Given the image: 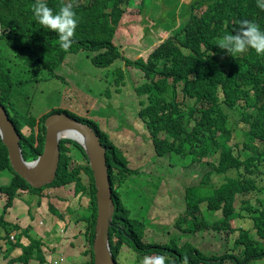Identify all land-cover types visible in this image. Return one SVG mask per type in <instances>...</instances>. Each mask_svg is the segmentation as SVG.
Segmentation results:
<instances>
[{"label":"trees","instance_id":"obj_1","mask_svg":"<svg viewBox=\"0 0 264 264\" xmlns=\"http://www.w3.org/2000/svg\"><path fill=\"white\" fill-rule=\"evenodd\" d=\"M45 2L54 11L61 3H73L78 24L67 51L60 47L56 33L35 22L31 9L35 0H0V104L19 133L25 160L32 161L42 152L45 119L64 112L89 124L106 148L115 202L109 229L115 259L124 245L147 258L163 255L164 264H182L184 255L188 264H225L226 259L248 264L264 258V200L257 198L264 195V55L249 48L234 58L215 45L243 19L256 22L264 31V9L257 6V0H156L151 9L145 0ZM172 6L177 18L181 17V27L166 33L161 26H168L165 18L169 13H165ZM123 66L141 71L143 79L134 91L145 100H140L138 117L148 130L154 154L168 155L170 166L187 168L204 163L209 168L199 184L185 187V205L174 227L188 234L212 231L220 240L222 233H236L230 249L240 250L242 257L226 253L207 256L190 242L178 245L172 238L165 243L143 241L145 219L141 213L132 216L118 194L119 187L137 172L128 167L127 157L89 117L99 100L111 97L115 86L119 92L126 73ZM49 82L60 83L61 91L51 88ZM87 83L91 84L90 93L79 89ZM237 136L241 139L228 144ZM59 150L55 178L43 188H33L11 168L0 138V171L12 176L7 184H0V193L8 195L4 210L19 190L36 194L54 187L66 204L59 209L50 205L51 210L63 217L66 209L74 222H86L90 259L85 264H93L97 203L92 170L78 142L62 139ZM82 159L86 164L77 162ZM82 170L89 179L87 187L81 181ZM68 184H73L70 195L62 193ZM206 185L210 190L203 192ZM86 189L90 206L75 215L67 201ZM244 210L261 241L253 240L248 229L232 227L230 221L242 217ZM217 211L220 214L209 222V212ZM0 228L4 229L0 239L4 238L7 247L4 257L17 247L21 249V254L6 264H29L31 260L46 264L39 240L31 239L26 231L28 246L21 243L22 233L10 239L9 233L17 226L6 221L4 213L0 214Z\"/></svg>","mask_w":264,"mask_h":264},{"label":"rangeland","instance_id":"obj_2","mask_svg":"<svg viewBox=\"0 0 264 264\" xmlns=\"http://www.w3.org/2000/svg\"><path fill=\"white\" fill-rule=\"evenodd\" d=\"M150 1L152 2V0H145L147 9H151L156 0L152 3ZM138 3L137 1L136 4ZM167 13L169 14L165 20L168 26L162 25L161 30L166 33H173L176 29H180L182 20L181 17L177 18L176 9L173 6L165 14ZM146 15L151 21H156L149 12ZM172 17H174V21ZM150 35L153 36L152 33ZM1 50L4 55H7L4 45H1ZM123 68L126 73L124 84L119 86V92L116 91L115 86L111 92V97L99 100L94 105L89 117L98 122L101 129L109 135L113 143L127 157L128 167L137 172L136 175L129 176L125 183L119 187L118 194L132 216L141 213L145 219L146 227L143 241L165 243L172 238L178 245L190 242L207 256L226 253L242 257L240 250L230 249L237 238L236 233L230 232L229 235L222 233L223 239L220 240V237L214 238L212 231L188 234L174 227V221L184 208L185 187L199 184L209 168L204 163H194L187 168L179 165L170 166L168 155L158 157L154 154L153 143L148 130L138 117L141 98L134 89L140 85L139 83L143 79L141 78V71L127 66H123ZM48 85L60 91L62 89V85L58 82H49ZM43 88L44 85L41 86V90ZM79 89L90 93L91 84L80 85ZM27 133L28 131H25V134ZM238 139H241V136L235 137L228 144L233 145L234 141ZM236 149L237 147H234V150ZM77 162L86 164L85 159ZM227 174L232 176L233 172ZM11 177L8 171H0V184H7ZM80 177L83 185L87 187L89 179L84 170L80 172ZM72 188L73 184H68L61 192L70 195L69 190ZM209 190V185L202 188L203 192ZM58 194V190L53 187L45 189L40 194L19 190L12 205L4 210L8 195L0 193V214L4 213L6 221L16 224L17 228L9 233L10 236L14 235V239H16V234L22 233L21 243L28 246L30 243L29 238H26V233H28L31 239L40 241L39 248L45 257L46 264H85L90 259V255L87 253L88 241L84 234L85 222H74L66 209L62 211V218L51 212L49 205L59 209L66 204L59 196L57 197ZM254 198L251 200L252 203ZM257 198L264 200V195L258 194ZM67 203L69 209H72L75 215H79L90 206L89 192L86 189L85 192L70 197ZM235 203L236 208L239 209L238 201L236 200ZM203 205H201L202 209H204ZM256 206L259 204L257 203ZM210 214L207 216L209 222L214 221L215 216L220 213L217 215ZM241 214L242 217L230 221L232 227L247 228L250 230V237L253 240L261 241L252 227L251 220L247 219L249 218L247 211L244 210ZM40 221L42 224H39ZM3 235L4 229L0 228V236ZM6 249L4 238H2L0 239V264H5L11 258L21 254L20 247H17L5 258ZM120 251L115 259L118 264H144L146 257L136 255L130 246L124 245ZM252 261L248 264H264V258ZM224 262L225 264H235L232 259H226ZM12 264H19V262ZM29 264L39 263L38 260H31Z\"/></svg>","mask_w":264,"mask_h":264},{"label":"water","instance_id":"obj_3","mask_svg":"<svg viewBox=\"0 0 264 264\" xmlns=\"http://www.w3.org/2000/svg\"><path fill=\"white\" fill-rule=\"evenodd\" d=\"M44 126L42 153L36 160L28 162L22 153L19 133L8 113L0 104V138L7 149L10 166L31 187H42L55 178L61 139L75 140L84 148L96 189L97 217L92 244L94 264H118L113 258L109 244V229L113 225L114 202L106 164V151L99 136L89 124L64 112L49 115L45 119ZM79 136L85 138L84 143L80 141Z\"/></svg>","mask_w":264,"mask_h":264},{"label":"clouds","instance_id":"obj_4","mask_svg":"<svg viewBox=\"0 0 264 264\" xmlns=\"http://www.w3.org/2000/svg\"><path fill=\"white\" fill-rule=\"evenodd\" d=\"M257 6L261 9H264V0H257ZM73 7H74L73 3H61L58 11H54L53 8H51L47 5L45 0H35V3H33V5L31 6L32 12H33L34 17H35V22L40 24L43 28H46V29L56 33L60 47L65 51L70 49V47L72 45L73 37L75 35V30H76L77 24H78V20L76 18V13L73 10ZM215 45H218V47L220 49L226 50L227 53L234 58H236V56L238 54L244 53L249 48L255 50L256 54H258V55H264V31H262L260 29V26L256 22L248 20V19H243V20L238 22L237 27L234 28L232 30V32L226 33L221 38H219L217 40V42L215 43ZM127 67H131V66H127ZM133 69H136V68H133ZM139 97L141 98L140 99L141 101L145 100V96H139ZM141 108H142V106H141ZM44 136H45V133H44ZM63 139H67V138H63ZM101 144H102V142H101ZM105 151H106V148H105ZM105 155H106V152H105ZM36 159H34V160H36ZM34 160H32V161H34ZM28 162H31V161H28ZM106 164H107V159H106ZM108 174H109V172H108ZM92 175H93V173H92ZM93 180H94V178H93ZM48 188H50V187H48ZM36 194H40V193H36ZM95 197H96V192H95ZM113 202H114V200H113ZM184 205H185V202H184ZM204 206L206 207V205H204ZM261 208H264V204H262ZM49 209L51 210L50 205H49ZM114 210H115V202H114ZM51 212L53 213L52 210H51ZM218 212L219 211L214 212L212 214H210L211 212H209V214L215 215ZM54 215H56V214H54ZM56 216H58V215H56ZM96 217H97V215H96ZM39 224H42V221H40ZM235 228H236V226H235ZM240 228H243V227H240ZM85 229H86V222H85ZM244 229H247V228H244ZM84 232H85V230H84ZM10 239L14 240V235H11ZM92 244H93V242H92ZM109 244H110V242H109ZM114 260H115V258H114ZM164 261H165V257L163 255H156L155 257H152V258L146 257L144 264H164ZM93 264H94V255H93ZM182 264H188L187 255H184Z\"/></svg>","mask_w":264,"mask_h":264},{"label":"bare ground","instance_id":"obj_5","mask_svg":"<svg viewBox=\"0 0 264 264\" xmlns=\"http://www.w3.org/2000/svg\"><path fill=\"white\" fill-rule=\"evenodd\" d=\"M80 141H82L83 143L85 142V138L83 136H79ZM43 188V187H42Z\"/></svg>","mask_w":264,"mask_h":264}]
</instances>
